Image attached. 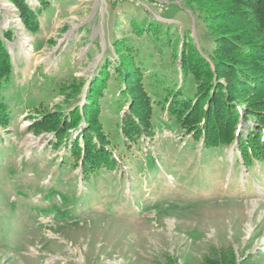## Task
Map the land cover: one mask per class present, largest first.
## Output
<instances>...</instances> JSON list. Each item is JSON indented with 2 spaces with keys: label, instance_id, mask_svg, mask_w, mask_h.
<instances>
[{
  "label": "rangeland",
  "instance_id": "1",
  "mask_svg": "<svg viewBox=\"0 0 264 264\" xmlns=\"http://www.w3.org/2000/svg\"><path fill=\"white\" fill-rule=\"evenodd\" d=\"M46 2L32 33L13 3L0 0L12 65L2 94L10 119L0 125V264H264V161L246 163L236 140L205 153L163 109L165 84L150 80L179 87L186 43L207 62L214 45L200 19L184 0ZM235 7V22L252 25L250 11ZM145 18L168 27L167 44L137 33ZM130 53L144 69L152 115L141 140L117 144L130 107L117 106V75ZM191 82L183 83L187 94ZM133 101L143 116L145 103ZM91 108L114 159L96 172L81 167L78 153ZM256 109L264 115V105ZM238 127L234 135L245 133Z\"/></svg>",
  "mask_w": 264,
  "mask_h": 264
},
{
  "label": "trees",
  "instance_id": "2",
  "mask_svg": "<svg viewBox=\"0 0 264 264\" xmlns=\"http://www.w3.org/2000/svg\"><path fill=\"white\" fill-rule=\"evenodd\" d=\"M9 1L15 6L24 27L36 33L38 17L41 10L48 5L46 0H38L39 7L35 9L30 8L27 0ZM184 4L203 23L214 47L205 55L207 62L191 43H186L181 51L179 49L182 82L177 89L175 84L168 85L167 81H159L155 75L150 77L154 87L160 82L165 84L163 109L166 108L168 117L188 130L193 139L201 141L205 153L227 147L236 140L237 151L246 163L252 158L264 161V115L262 116L256 109L264 105V100L256 95L264 94V0H184ZM237 5L250 11L252 25L247 22V24L235 22L239 18V15L236 16L234 13L235 9L238 10L235 7ZM218 22L224 23V26L217 24ZM136 28L139 35L150 37L158 46L169 41L168 27L150 18H145ZM10 34V31H4L0 35V125H5V120L10 119V115H5L2 95L12 76L10 55L4 42V39L10 40ZM115 45L119 48L118 44ZM125 56L127 59L124 66L119 69L121 73L117 75L119 81L124 83L122 90L121 88L119 90L117 106L129 101L130 107L129 113L124 118L120 117L117 123L119 126L117 144L123 143L122 137L135 142L141 140L142 130L149 133L150 128L146 131V127L150 126L152 115L150 98L142 89L144 69L138 65L132 53ZM221 78L226 80L223 85L218 83ZM96 80L93 79L92 82ZM186 81H192L188 87L192 94H187L183 89V83ZM133 84L138 88L134 92L131 87ZM93 85H96L95 94L96 92L100 94L98 93L100 84L95 82ZM235 86L239 88L236 89ZM238 94L240 96L243 94V99L237 98ZM90 97L95 96L90 92ZM134 99L145 103L146 108L141 109L143 116L138 113L142 105H136ZM166 100L168 104L165 103ZM241 103L247 105V110ZM224 108L227 112L223 113L225 115L223 117L221 110H225ZM250 110L255 112L252 113ZM96 112L97 109L91 108L85 116L88 132L86 130L81 132L84 137L82 147L78 151L82 152L81 167L85 169L88 166L94 172L104 167L110 168L114 164V159L104 149L109 141L105 139L104 131L99 130V124L95 119ZM240 117H243L244 125L240 123ZM238 126L244 129L245 133L239 130L237 135H234ZM50 129L58 136L62 133L56 126ZM62 136L65 137L67 134L64 136L62 133ZM91 139H94L97 146L91 144ZM220 261L218 264H227L222 258ZM205 264L210 262L207 261Z\"/></svg>",
  "mask_w": 264,
  "mask_h": 264
}]
</instances>
